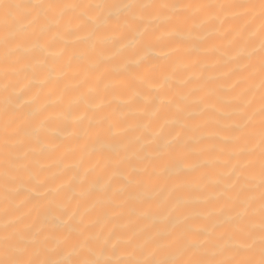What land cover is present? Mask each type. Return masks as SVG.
Instances as JSON below:
<instances>
[{
  "label": "bare ground",
  "instance_id": "obj_1",
  "mask_svg": "<svg viewBox=\"0 0 264 264\" xmlns=\"http://www.w3.org/2000/svg\"><path fill=\"white\" fill-rule=\"evenodd\" d=\"M3 3L0 253L259 264L261 0Z\"/></svg>",
  "mask_w": 264,
  "mask_h": 264
},
{
  "label": "snow or ice",
  "instance_id": "obj_2",
  "mask_svg": "<svg viewBox=\"0 0 264 264\" xmlns=\"http://www.w3.org/2000/svg\"><path fill=\"white\" fill-rule=\"evenodd\" d=\"M0 7H3L6 9L4 13V23L7 24L11 13L7 11L8 9H11L13 7H19V5H5L3 3V0H0ZM261 8L264 9V0H261ZM10 37H5V40L7 41ZM262 114H264V106H262ZM262 125H264V120H262ZM261 177H262V187H264V127H262L261 131ZM262 200H264V193H262ZM261 214L264 215V205L261 207ZM261 230L264 232V224L261 225ZM5 248L3 249L2 253L0 255L3 256V258H0V264H102L100 261H92V260H63V261H50V260H42V259H30V260H23L19 259V251L16 249H12L8 246L9 244V238L5 237ZM261 260L259 261V264H264V236L261 238ZM103 264H113L112 261H106L103 262ZM116 264H173V262L163 259V260H129V261H118ZM195 264H214V262L211 261H197Z\"/></svg>",
  "mask_w": 264,
  "mask_h": 264
}]
</instances>
